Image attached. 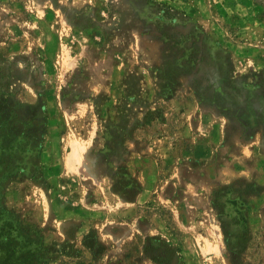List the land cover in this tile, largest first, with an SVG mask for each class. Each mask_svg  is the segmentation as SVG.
Masks as SVG:
<instances>
[{
    "label": "rangeland",
    "instance_id": "rangeland-1",
    "mask_svg": "<svg viewBox=\"0 0 264 264\" xmlns=\"http://www.w3.org/2000/svg\"><path fill=\"white\" fill-rule=\"evenodd\" d=\"M0 264H264V0H0Z\"/></svg>",
    "mask_w": 264,
    "mask_h": 264
}]
</instances>
